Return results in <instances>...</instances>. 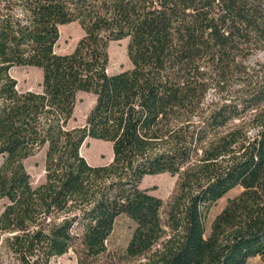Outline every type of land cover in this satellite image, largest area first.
Returning a JSON list of instances; mask_svg holds the SVG:
<instances>
[{"label":"trees","instance_id":"1","mask_svg":"<svg viewBox=\"0 0 264 264\" xmlns=\"http://www.w3.org/2000/svg\"><path fill=\"white\" fill-rule=\"evenodd\" d=\"M72 22L84 34L58 53ZM123 39L131 67L110 73V43ZM17 66L40 68L42 89L21 91ZM79 92L96 99L71 126ZM87 138L112 144L109 164L88 162ZM41 149L33 186L24 160ZM0 156L12 264L71 248L77 264L264 260V0H0ZM161 173L178 176L166 203L141 187ZM122 215L134 227L115 257Z\"/></svg>","mask_w":264,"mask_h":264},{"label":"rangeland","instance_id":"2","mask_svg":"<svg viewBox=\"0 0 264 264\" xmlns=\"http://www.w3.org/2000/svg\"><path fill=\"white\" fill-rule=\"evenodd\" d=\"M84 31L78 22H72L60 26V37L55 45V50L58 53L71 52L80 38L83 36ZM127 39L112 41L109 46L110 61L108 65V72L116 73L126 70L131 67V62L128 57ZM263 56V54L261 55ZM12 75L18 81V88L21 91L42 89L43 72L40 68L34 66H17L12 69ZM96 96L90 92H79L77 102L74 109L73 118L70 121L71 126L84 125L86 118L95 103ZM81 153L85 158L94 165L109 164L113 158L112 144L100 139L87 138L81 147ZM45 149H41L34 155L24 160L27 171L31 176L33 186H37L45 180V167H44ZM2 157L0 156V164ZM177 175L169 173H161L157 175L146 176L142 183V188H147L149 191L161 197L165 203L168 202L175 192L177 186ZM240 188L231 190L227 195L218 200L210 210L209 218L207 221V229H210L211 222L214 216L221 211L226 204L228 197L236 195ZM7 199L0 200V213L4 209ZM133 222L125 215L120 216L115 224L114 230L108 241V250L111 256H118L124 251L133 231ZM8 236V233L2 236L0 241V264H12V259L2 240ZM105 256L100 257L104 260ZM119 264H136L143 261L144 257L136 259L132 262L120 261L116 258ZM78 254L74 248L69 249L63 255L54 256L49 264H77ZM247 264H264V260L260 256L252 257L248 260Z\"/></svg>","mask_w":264,"mask_h":264}]
</instances>
